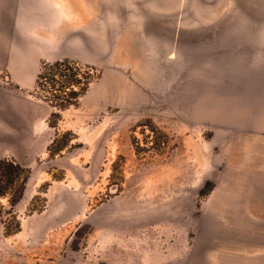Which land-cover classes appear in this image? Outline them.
Masks as SVG:
<instances>
[{"label":"rangeland","instance_id":"rangeland-1","mask_svg":"<svg viewBox=\"0 0 264 264\" xmlns=\"http://www.w3.org/2000/svg\"><path fill=\"white\" fill-rule=\"evenodd\" d=\"M47 2L67 28L101 13L99 0ZM141 2L109 4L112 19H133L118 57L70 59L100 77L18 161L29 179L16 205L0 198V264H185L205 212L224 199L226 173L246 155L236 104L264 55V0ZM148 11L167 42L135 40ZM42 62L55 61L38 72ZM14 219L21 229L8 235Z\"/></svg>","mask_w":264,"mask_h":264},{"label":"crops","instance_id":"crops-1","mask_svg":"<svg viewBox=\"0 0 264 264\" xmlns=\"http://www.w3.org/2000/svg\"><path fill=\"white\" fill-rule=\"evenodd\" d=\"M10 1L0 0V73L11 80V86L4 81L0 84V156L23 163L30 152L31 139L37 137V141L51 133V107L34 92L39 62L78 56L88 61L118 57L117 36L127 30L132 32L125 26L131 25L133 19H112L109 4L123 8L124 4H139L140 0H99L101 13L97 20L87 18L84 25L72 28L65 27L59 19L58 4H48L47 0H29V4ZM141 1L150 4L151 0ZM169 2L164 0L163 4ZM149 14L148 11V17L142 18L143 27L136 41H159V29ZM135 40L130 38L131 42ZM164 41L167 42H159ZM66 53L75 54L63 56ZM255 64V74L245 69L246 101L236 104L247 114L240 127L245 132L242 137L246 155L226 173L230 183L224 199L214 202L205 212L185 264H264V55ZM30 90V95L21 92ZM249 92L254 98L251 102Z\"/></svg>","mask_w":264,"mask_h":264},{"label":"trees","instance_id":"trees-1","mask_svg":"<svg viewBox=\"0 0 264 264\" xmlns=\"http://www.w3.org/2000/svg\"><path fill=\"white\" fill-rule=\"evenodd\" d=\"M83 71L86 73L81 75ZM99 77L95 66L84 65L70 59L41 63L35 93L53 109L50 127H55L52 120L59 119L60 112L77 105V100L86 95L91 84ZM28 179L27 168L13 159L0 158V198L10 196L11 205H16L22 198ZM20 229L19 221L14 219L13 229L7 227L5 231L6 234L13 235Z\"/></svg>","mask_w":264,"mask_h":264},{"label":"built area","instance_id":"built-area-1","mask_svg":"<svg viewBox=\"0 0 264 264\" xmlns=\"http://www.w3.org/2000/svg\"><path fill=\"white\" fill-rule=\"evenodd\" d=\"M75 61V60H74ZM88 65V64H87Z\"/></svg>","mask_w":264,"mask_h":264}]
</instances>
